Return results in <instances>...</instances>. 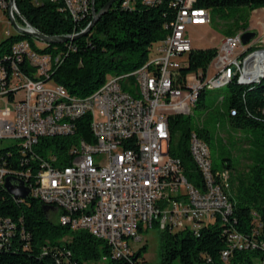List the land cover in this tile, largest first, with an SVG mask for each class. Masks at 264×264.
<instances>
[{"label":"built area","instance_id":"built-area-1","mask_svg":"<svg viewBox=\"0 0 264 264\" xmlns=\"http://www.w3.org/2000/svg\"><path fill=\"white\" fill-rule=\"evenodd\" d=\"M91 1L64 0L75 20L89 12ZM197 1L174 0L176 16L166 25V38L153 44L151 59L130 73L109 74L85 97L71 94L52 78L62 53H40L28 39L15 43L12 53L0 59V99L7 104L0 112V149L13 148L26 156L42 137L73 135L76 121L86 114L91 117L93 141L82 138L74 144L71 162L64 166L31 156L40 166L34 181L30 170L8 168L0 156V188L6 190L8 178L16 185L23 182L30 196L59 213L61 224L106 241L116 259L130 257L136 251L130 239L140 241V232L155 225L198 234L205 225L226 221L234 209L228 195L230 171L214 169L208 142L194 132L190 151L204 183L198 187L190 182L182 161L170 154L168 117L192 114L202 90L229 85L235 78L242 84L264 79L252 80L261 67L255 58L264 57V33L247 45L242 41L245 30L226 36L211 63L214 75L208 76V70L204 77L188 75L183 88L179 72L188 62L178 58L189 57L193 49L188 27L211 21L209 9L196 6ZM10 9L9 0H0V10L8 17ZM17 22L25 26L19 18ZM255 44L261 48L251 52ZM5 140L10 142L3 145ZM51 159L56 161L55 156ZM13 232L12 221L0 217V246ZM230 242L240 249L256 248L236 231ZM228 256L224 251L223 258Z\"/></svg>","mask_w":264,"mask_h":264},{"label":"trees","instance_id":"trees-1","mask_svg":"<svg viewBox=\"0 0 264 264\" xmlns=\"http://www.w3.org/2000/svg\"><path fill=\"white\" fill-rule=\"evenodd\" d=\"M111 0L91 1L85 16L75 20L65 8L64 0H16L21 15L36 29L49 36L73 35L85 30L91 23L94 11H100ZM249 5L251 9L264 7V0H198L196 6L215 8ZM174 0H114L109 10L84 36L73 41L45 43L39 46L36 39L17 33L0 41V59L12 53L15 43L28 39L40 53H62V63L52 72V78L68 91L85 97L101 87L109 73H130L146 63L152 45L169 33L167 24L176 16ZM238 30H248L244 23ZM255 46L250 50H254ZM219 47L193 48L188 63L180 69L179 82L187 88L186 76L202 74L215 59ZM206 90L199 93L196 105L205 103ZM223 114L237 128L264 131V79L252 84L239 83L235 78L229 84V94L223 98ZM195 105V106H196ZM232 110L236 111L232 115ZM171 139L170 154L179 158L190 182L203 186L199 167L190 151V138L196 132L209 142L208 129H194L190 117L171 114L168 117ZM73 135L42 137L33 151L26 156L11 148L0 149L2 164L8 168L30 170V181L36 179L39 164L31 156L51 160L56 166L71 162L70 148L80 139L93 141L91 117L84 115L76 121ZM255 151L249 153L250 165L245 172L232 174L231 164L228 195L234 209L226 221L218 219L202 227L198 234L184 230H161V261L159 264H264V139H256ZM12 150V153L9 152ZM52 156L56 157L53 161ZM26 158L28 160H26ZM1 159V158H0ZM25 159V160H24ZM30 196L16 200L3 187L0 188V217L10 219L14 232L0 246V264H94L107 257L110 264H151L143 254V245L130 257L116 259L109 244L88 230L72 229L50 218L49 206ZM254 241L256 248L240 249L230 242L233 232ZM228 250L229 256L223 258Z\"/></svg>","mask_w":264,"mask_h":264},{"label":"rangeland","instance_id":"rangeland-1","mask_svg":"<svg viewBox=\"0 0 264 264\" xmlns=\"http://www.w3.org/2000/svg\"><path fill=\"white\" fill-rule=\"evenodd\" d=\"M209 11L211 14L210 23L188 27V35L192 40L193 48L219 46L221 44L220 37L228 36L229 32L242 27L244 23L248 24V30L257 32L259 36L264 33V24L258 23L259 20L264 22V7L251 9L249 5H235L210 8ZM251 26L253 29H249ZM17 33L8 15L0 10V41ZM36 41L39 46L45 44L37 39ZM254 46V51L261 48L259 44H255ZM154 49L155 45H153L149 52L148 60L153 56ZM178 59L183 63H187L188 54H184ZM214 73L215 69L210 65L208 76L211 77ZM109 74L113 75V73ZM228 94L229 85L207 89L205 103L199 106L198 104L192 106L193 113H186L184 116L191 118L195 130L202 127L209 130L211 139L208 144L214 169L224 170L228 168V164H231V172L234 175L235 173L247 171L248 165H250L249 153L257 149L256 139H264V131L260 128H237L230 124L223 114V109L226 108L223 98ZM6 105L5 100L0 99V112L7 109ZM10 107L13 108L12 106ZM8 142L10 141L5 140L2 144L6 145ZM49 214L54 222H59L58 212L49 210ZM140 236L142 238L140 241L130 239L133 249L137 251L143 245H147V251L143 254V257L151 264H159L162 246L161 230L155 225L152 228L142 230ZM94 264L110 263L101 259ZM175 264H180V262L177 261Z\"/></svg>","mask_w":264,"mask_h":264},{"label":"water","instance_id":"water-1","mask_svg":"<svg viewBox=\"0 0 264 264\" xmlns=\"http://www.w3.org/2000/svg\"><path fill=\"white\" fill-rule=\"evenodd\" d=\"M94 3V0H92ZM114 0H111L108 4H106L100 11H94V16L89 24V26L73 35H64V36H49L44 33H42L40 30L36 29L33 27L23 15L20 14L18 10H16V0H9L10 4V11H9V19L11 24L14 26L16 31L20 34L27 35L30 37H33L39 41H42L43 43H60V42H66V41H73L81 36L86 35L96 24V22L102 17L103 14H105L109 8L111 7V4ZM14 10V11H13ZM17 18H19L25 26L20 25L17 22ZM257 37V32L247 30L242 37V41L244 45L250 44L255 38ZM254 82V81H253ZM6 191L10 194L13 195L15 198H23V199H28L30 197V190L29 188L21 182L20 184H14L11 182L10 178L7 179L6 184H5ZM48 206V205H45Z\"/></svg>","mask_w":264,"mask_h":264},{"label":"bare ground","instance_id":"bare-ground-1","mask_svg":"<svg viewBox=\"0 0 264 264\" xmlns=\"http://www.w3.org/2000/svg\"><path fill=\"white\" fill-rule=\"evenodd\" d=\"M259 53H261V52H259ZM258 57H256L255 58V61H256V63L257 62H261V67L255 72V74H253L252 76H254V78L252 79L253 81H255L256 79V77H258V76H264V57H262L261 55H257Z\"/></svg>","mask_w":264,"mask_h":264},{"label":"crops","instance_id":"crops-1","mask_svg":"<svg viewBox=\"0 0 264 264\" xmlns=\"http://www.w3.org/2000/svg\"><path fill=\"white\" fill-rule=\"evenodd\" d=\"M258 23H259V24H260V23H263V24H264V22H261V20H259ZM249 29H253V27L251 26V27H249ZM225 37H226V36H222V37H220L219 40L221 41V42H220L221 44H222V41L224 40ZM221 44H220V45H221ZM220 45H219V46L216 45V47H220Z\"/></svg>","mask_w":264,"mask_h":264}]
</instances>
